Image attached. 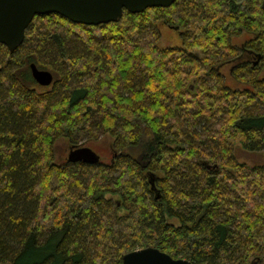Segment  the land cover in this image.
<instances>
[{
	"label": "trees",
	"instance_id": "16d2710c",
	"mask_svg": "<svg viewBox=\"0 0 264 264\" xmlns=\"http://www.w3.org/2000/svg\"><path fill=\"white\" fill-rule=\"evenodd\" d=\"M262 4L176 0L97 25L37 14L14 52L0 43V264H124L147 246L264 264V163L236 153L264 151ZM104 138L109 160L58 156Z\"/></svg>",
	"mask_w": 264,
	"mask_h": 264
},
{
	"label": "water",
	"instance_id": "95a60500",
	"mask_svg": "<svg viewBox=\"0 0 264 264\" xmlns=\"http://www.w3.org/2000/svg\"><path fill=\"white\" fill-rule=\"evenodd\" d=\"M176 0H0V43L14 52L25 40V33L37 14L58 13L75 23L97 25L118 22L127 10L143 12L149 7H168ZM264 8V0H263ZM34 79L43 86L54 80L53 73L31 63ZM67 158L71 162L96 163L100 155L90 146L71 148ZM159 196V195H158ZM124 264H193L185 257L175 258L155 246L127 252Z\"/></svg>",
	"mask_w": 264,
	"mask_h": 264
},
{
	"label": "rangeland",
	"instance_id": "374dc122",
	"mask_svg": "<svg viewBox=\"0 0 264 264\" xmlns=\"http://www.w3.org/2000/svg\"><path fill=\"white\" fill-rule=\"evenodd\" d=\"M161 32L163 34V43L168 44L170 46L175 45H181L182 44V35L181 31L183 29H178L172 26H169L167 24H161L160 25ZM250 36L249 33L243 32L241 35L236 36L233 38L234 42L239 43L243 41L244 39H247ZM231 66L229 64L224 65L220 68V71L225 75V80L227 84L231 87L235 86L236 81L231 75ZM109 140L104 138L100 139L98 141H95L93 143H90V145L84 144L83 146H90L92 147L99 155L100 159L102 161L109 160ZM59 150V158H61V155H68V152L70 151V148L68 147V144L65 142H60L58 145ZM236 153L239 156L240 160L245 161L249 164L254 163H264V151L261 152H251L245 150L242 146L238 145L236 148Z\"/></svg>",
	"mask_w": 264,
	"mask_h": 264
}]
</instances>
